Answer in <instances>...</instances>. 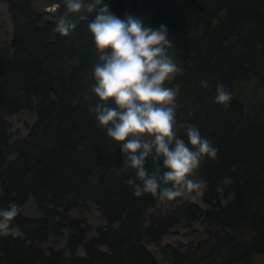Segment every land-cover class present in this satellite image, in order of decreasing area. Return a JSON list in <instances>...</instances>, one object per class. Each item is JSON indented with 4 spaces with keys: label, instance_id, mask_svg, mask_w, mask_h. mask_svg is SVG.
I'll return each instance as SVG.
<instances>
[{
    "label": "trees",
    "instance_id": "trees-1",
    "mask_svg": "<svg viewBox=\"0 0 264 264\" xmlns=\"http://www.w3.org/2000/svg\"><path fill=\"white\" fill-rule=\"evenodd\" d=\"M1 1L12 26L0 42V209L31 196L38 213L13 221L30 245L0 237V264H163L147 243L165 264H253L264 253V0H105L120 19L166 26L182 69L166 83L178 88L177 125H194L218 149L193 177L204 205L177 198L163 208L151 194L134 195V170L89 112L98 99L94 14L64 37L54 32L64 0H42L50 10ZM218 85L232 94L226 108L215 102ZM22 109L34 118L13 136L6 117ZM178 135L188 142L184 129ZM145 167L153 171L151 158ZM90 204L103 224L82 215ZM195 221L203 226L195 239L160 243Z\"/></svg>",
    "mask_w": 264,
    "mask_h": 264
},
{
    "label": "clouds",
    "instance_id": "clouds-1",
    "mask_svg": "<svg viewBox=\"0 0 264 264\" xmlns=\"http://www.w3.org/2000/svg\"><path fill=\"white\" fill-rule=\"evenodd\" d=\"M64 4L66 12L54 28L61 36H70L94 14L87 27L97 56L91 91L98 99L89 112L115 147H120L123 168L134 170L135 178L127 180L134 195L151 194L161 202L186 193L202 195V185L193 177L202 160H214L218 149L194 125H177L178 88L166 83L182 69L174 60L177 53L166 26L155 29L132 15L120 19L105 0H64ZM201 86L209 85L201 81ZM232 98L223 85L217 86L216 103L226 108ZM180 128L186 132L187 143L178 135ZM148 158L154 165L151 173L145 167ZM20 211L16 204L0 209V237L25 239L27 246L31 241L13 225Z\"/></svg>",
    "mask_w": 264,
    "mask_h": 264
},
{
    "label": "rangeland",
    "instance_id": "rangeland-1",
    "mask_svg": "<svg viewBox=\"0 0 264 264\" xmlns=\"http://www.w3.org/2000/svg\"><path fill=\"white\" fill-rule=\"evenodd\" d=\"M33 6L36 9H47L50 10L52 7H48V5L43 2L42 0H35L33 2ZM11 20L10 16L6 7L5 2L0 0V42H6L9 39L10 33H11ZM259 116L261 118H264V108L261 110ZM10 122V130H12L13 136L24 134L27 130L28 124L33 120L34 113L31 110L22 109L19 111H16L6 117ZM260 118V119H261ZM197 180V179H195ZM199 183H201L203 188V183L197 180ZM201 188V189H202ZM184 198H190L191 200H194L200 205H204V202L198 197L196 193H186L183 197H180V199ZM173 203L171 202H161L158 200L154 207L163 208L166 206H169ZM21 213L31 216L36 215L38 213L37 208L35 206V203L31 196H28L27 199L21 204L20 206ZM72 213H77L75 210L71 211ZM82 215L86 218L87 222L90 223V225L93 227L96 224H103L104 221L101 218L99 211L97 208L90 204L89 208L86 211H83ZM202 224L198 221H195L191 223L190 225H184L180 224L177 226H174L170 229L169 232L162 235L160 238V243L163 242H169L172 244L177 243H184L187 240L195 239L197 236L202 234ZM90 233H93V230L90 231ZM63 239H60L56 245L62 246ZM147 248L153 253V255L161 261L163 264L166 263L165 260L162 259V255L158 250V247L152 243H147ZM78 252L81 253L82 250L80 247H78ZM252 263L253 264H264V253H256L252 257Z\"/></svg>",
    "mask_w": 264,
    "mask_h": 264
}]
</instances>
